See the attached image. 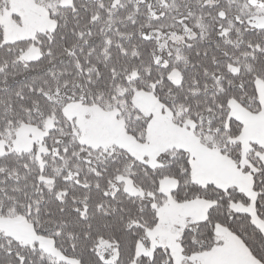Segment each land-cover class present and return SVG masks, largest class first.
Returning a JSON list of instances; mask_svg holds the SVG:
<instances>
[{"label": "snow or ice", "instance_id": "snow-or-ice-1", "mask_svg": "<svg viewBox=\"0 0 264 264\" xmlns=\"http://www.w3.org/2000/svg\"><path fill=\"white\" fill-rule=\"evenodd\" d=\"M0 264H264V0H0Z\"/></svg>", "mask_w": 264, "mask_h": 264}]
</instances>
